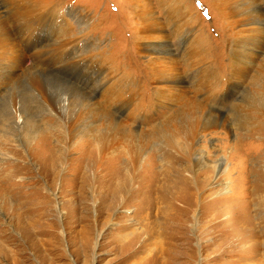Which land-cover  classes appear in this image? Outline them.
<instances>
[{
  "label": "rangeland",
  "instance_id": "374dc122",
  "mask_svg": "<svg viewBox=\"0 0 264 264\" xmlns=\"http://www.w3.org/2000/svg\"><path fill=\"white\" fill-rule=\"evenodd\" d=\"M13 1L34 20L0 49V264H121L143 250L148 234L137 235L154 217L171 264H242L263 252L264 43L242 58L224 1L148 0L163 50L174 53L173 93L158 92L137 52L134 0ZM171 8L180 13L171 18ZM106 88L125 92L126 110L104 105ZM196 103L203 109L193 114ZM112 113L121 129L106 126L99 141ZM195 120L196 136L186 138ZM91 121L94 139L83 128ZM158 126L178 129L174 144L154 139L142 149L125 137ZM127 170L129 186L112 204L111 178ZM125 223L133 245L118 256L112 240ZM148 251L129 263L157 264Z\"/></svg>",
  "mask_w": 264,
  "mask_h": 264
},
{
  "label": "bare ground",
  "instance_id": "6f19581e",
  "mask_svg": "<svg viewBox=\"0 0 264 264\" xmlns=\"http://www.w3.org/2000/svg\"><path fill=\"white\" fill-rule=\"evenodd\" d=\"M222 1H224L225 7L220 10V13H222L223 16L225 15L224 16V18L226 19L225 24H227V26H229L230 28L234 27V30H235L234 35H236V36L238 35L237 40H239V42H240V45H238V47L241 46L240 49H241V53H242V58L249 57V54H248L249 52H247V51H249L248 50L249 48L261 47L264 43V18H263V16H264V14H263L264 2L262 4H259L257 2V0H222ZM5 2H6L5 4H7V6H5L6 9L4 10V12H1L2 14H0V49H1L2 45L12 43V41H17V38H19V35H21V37H20V39H21L22 36H24L21 34L22 32H24V31L28 32L29 30L33 29V22L32 21L34 20V17L32 18V15L25 16V15L21 14V12H20L21 7H19L18 4L16 2H14L13 0H7ZM173 2H176V1L173 0ZM1 5H2V3H1ZM134 5H135V7H134L135 10L133 9L134 10V17L137 20L134 38L136 40L137 52L140 53V55L143 58H145V60H146V61H144L145 62V69H147L151 64V67H149L150 68L149 70L152 73V74L150 73V80L155 85L154 87H157V89H159L158 92H160V90L161 91L165 90V93H166V90H169V89L173 90L175 88V84L177 83V81L175 82V80L176 79L179 80L178 78H175V74H174L176 67H174L173 63L170 64L174 53L172 51H166L165 52L163 50L164 48L167 49L168 44H169V43L165 42V41H167V36L165 34H163V33H165V31H164L165 29L163 28V25H162L159 17L154 15V12H153L154 9H153L152 5L148 2V0H134ZM167 5L171 6L172 3L170 2ZM181 5L184 6L182 1H181ZM177 9L171 8L170 17L173 16L172 13L176 14L178 12ZM39 13H40V11H39ZM132 13H133V11H132ZM179 13L180 12H178V14ZM185 14H187V13H185ZM188 15H190V13ZM14 33H17L18 35L15 37ZM165 37H166V40L164 41ZM26 42H28V41H26ZM70 50H65L63 55H60L59 57L67 58L68 55L71 54ZM55 58H57V57H55ZM52 59H54V58H52ZM158 59H161V60L157 62L156 60H158ZM45 64L42 63L41 65L44 66ZM159 66L162 68L159 69ZM4 67H5L4 60L0 59V82L2 81L1 75L3 73ZM1 84H2V82H1ZM103 84L104 83H101L100 85H98L97 88H95L93 91L96 90V92H99L102 87H105V85H103ZM109 91H110V93L107 96L108 103H106L104 105H108L107 107H109L110 109L111 108L115 109V110L111 109L113 112L118 111L117 106H120L121 109L124 107L123 110L124 109L126 110L128 103H126L124 101L125 99L123 98V94L125 92L122 93V91L120 92L118 90L115 91L113 89L112 90H110L108 88L105 89V92H109ZM173 91H175V90H173ZM170 92H172V91H170ZM157 94H159V93H157ZM162 95H163V92H162ZM162 97H164V96H162ZM157 101L160 104L159 97H158ZM155 103H156V101H155ZM196 104L198 106V109L194 106L196 108V111H194L193 114H198L197 113L198 110H201L200 108L203 109V106L200 103H196ZM86 107H87L86 111L89 113L91 111V108L88 106H86ZM13 108H14V106H13ZM98 108H100V107L98 106ZM236 108H237V106H236ZM102 109H104V107ZM110 109H107V110L110 111ZM13 112L15 113V118H16V116H17V118L20 117L19 114L18 115L16 114V110H14ZM92 114H95V113L93 112ZM114 114H115V112H114ZM114 114L113 113L111 114V116H110L111 119L108 118L106 120L105 117L102 118V122H106V125L104 126V128L97 129V132H98L97 137L99 138V141H102L101 139H103V138H108V136L110 135V134H108L107 130H105L106 126L107 127L112 126V132H114V134H116V131L121 129L119 127V124L117 123V118H114L115 117ZM90 118H88V119H90ZM199 119H200V117H199ZM111 122H113V124H110ZM93 123H94V121H91L88 124H84L83 128H85L87 130L89 129V131L92 133L91 136H93L92 138L94 139L93 130L96 127H93ZM197 125H198V122L195 120L194 127H193L195 129H193V128L191 130L188 129V132L186 133V138H187V136L192 138V139L195 138L196 132H197V130H196ZM176 127H178V126H176ZM174 131L177 133L178 129L172 128L170 130H167L166 128L162 129V127L158 126V127H156V129L154 131L152 128L151 130H149L146 133L136 132V133L131 134L129 131H127V132L123 131V133L126 132L125 133L126 138H130V140H132V141H138L134 145L137 148L143 149L144 145H145L144 144L145 141L154 140V139H159L160 143L164 142L166 145H167V143L170 145L174 144L175 138H174V135L172 134V132H174ZM169 142H172V143H169ZM106 147H107L106 144H102V146L98 147V150L100 151V156H103V154L106 153V151H107ZM124 173L125 174H123V178H121V179H116L115 177L111 178L112 183H111V186L109 189L110 193L107 194V197L110 198L112 204L115 203L117 201V199H119V197L124 195L125 191L127 190V186H129L128 178H129L130 172H129V170H127ZM160 189H163V188H160ZM161 195L162 194L158 195L157 197L155 195L152 202L157 204L158 200L163 199V198H160ZM25 216L27 217V215H25ZM160 223L162 224V222L159 221L158 217H154V218H152V221L150 219V221L147 222V225H145V228H142L141 232L137 236L143 234V232L145 231L148 234V238L146 237L147 239L145 238L143 240V243H141V245L139 247L142 248L143 250L150 249V251H148L149 254L152 253V251L153 252L157 251L155 254L158 261H159V262H157V264H171L168 260H166V258H167V257L165 258L166 255L162 257V254L166 250H165V243H162L164 241H163V239H161V238H163L164 231L161 230ZM125 224H123V230H121L119 233H117V235L114 236V238L112 240V243L118 247V250L116 251L118 256L121 253L125 254L126 252H128L130 250V245L132 244L131 242H126V238L130 233L127 232V229L129 227H127V224L126 225ZM178 229H180V228H178ZM35 234H36V232H35ZM171 235H173V234H171ZM137 236L135 237V235H134L133 237L137 238ZM160 239H161V241H160ZM124 242H126V243H124ZM149 245H153V247L149 248L148 247ZM172 246L170 245V247H172ZM28 248H29V246H28ZM29 249H31V248H29ZM143 250L137 248L134 251V254L132 255V257H129V255L126 254L123 257H118L117 261L123 260V262L124 261L125 262L121 263V264H130L129 263L130 261L134 262V261L139 260V258L143 254ZM231 252H233V251H231ZM153 257H154V255H153ZM259 257L262 261L264 260V251L261 253H256V254L253 253V255L251 257L247 258V260L249 259V261H246L245 263L243 261H241V262H242V264L243 263L244 264H257V263L259 264L261 261L259 260L260 261L259 262L256 260L257 258L259 259ZM169 260H170V258H169Z\"/></svg>",
  "mask_w": 264,
  "mask_h": 264
}]
</instances>
